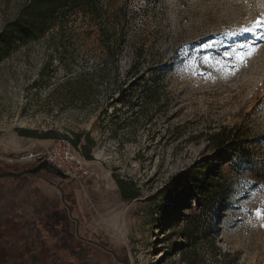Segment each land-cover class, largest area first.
I'll return each mask as SVG.
<instances>
[{
  "label": "rangeland",
  "instance_id": "rangeland-1",
  "mask_svg": "<svg viewBox=\"0 0 264 264\" xmlns=\"http://www.w3.org/2000/svg\"><path fill=\"white\" fill-rule=\"evenodd\" d=\"M23 1L0 0V165L29 168L6 160L80 135L89 170L82 187L53 185L59 178L46 171L18 179L41 180L40 193L53 183L54 200L65 188L73 211L66 250L54 248L57 239L35 219L39 233L23 228L45 243L33 257L45 264H212L214 252L220 264H264V25L256 27L264 0H102L101 23L72 16L21 34L13 20ZM113 40H120L116 50ZM115 51L119 76L110 73L90 99L71 98L65 82L73 76L62 64L89 69ZM136 56L139 71L128 88ZM221 130L238 141L237 152L207 144ZM114 178L135 185L138 198L122 200ZM33 187L19 189L17 202L31 200ZM77 225L78 236L109 252L81 243ZM11 238L16 254L25 244Z\"/></svg>",
  "mask_w": 264,
  "mask_h": 264
},
{
  "label": "trees",
  "instance_id": "trees-1",
  "mask_svg": "<svg viewBox=\"0 0 264 264\" xmlns=\"http://www.w3.org/2000/svg\"><path fill=\"white\" fill-rule=\"evenodd\" d=\"M17 14L14 18V25L17 27L21 34L26 32L27 28L35 26L37 24H43L48 21H63L66 17L89 18L92 21L101 23L105 19V8L102 0H24L23 3L17 8ZM55 41V40H54ZM64 45L61 40H56L55 44ZM115 50L120 46V40H113ZM54 44V45H55ZM58 46V45H56ZM57 53V49L54 50ZM118 51H115V55L106 56V59L100 63L92 66L89 69L75 70L69 63L62 64V70L65 74H71L73 77L66 80L65 85L70 89V97L75 99L87 100L94 97V88L97 84H107L106 78L113 73L115 77L119 76V58L117 56ZM61 54L67 53V48L64 47ZM137 56L133 57L130 62V69L126 73L127 79L131 82L128 88H132L133 82L136 81V72L139 71ZM42 70L46 71L47 66H44ZM78 71V72H77ZM43 75V71H41ZM120 81V80H119ZM118 93H123L122 82H119L117 88ZM119 99L122 100L123 96L120 95ZM114 100V99H113ZM116 100V99H115ZM20 136L34 138L32 132L21 131ZM238 142V141H237ZM236 140L225 136L221 130L216 133H212L208 136L207 144L213 147L214 151L228 149L233 152H237ZM71 145L78 149V145L81 143V136L74 135V140ZM87 143L92 146L93 141L87 138ZM81 153V152H80ZM84 159H88L87 154H82ZM115 184L118 188L120 196L124 201H131L138 198V189L133 184H127L118 178H114ZM48 190V188H47ZM187 197H184L180 202L185 201ZM179 202V203H180ZM188 229V226L186 227ZM189 239V235L186 239ZM215 249V242L212 239L211 251ZM219 253V252H218ZM216 253L213 252V263L220 264L219 260L216 259ZM189 263V258L185 260ZM212 263V264H213Z\"/></svg>",
  "mask_w": 264,
  "mask_h": 264
},
{
  "label": "flooded vegetation",
  "instance_id": "flooded-vegetation-1",
  "mask_svg": "<svg viewBox=\"0 0 264 264\" xmlns=\"http://www.w3.org/2000/svg\"><path fill=\"white\" fill-rule=\"evenodd\" d=\"M34 165L33 167H26L20 171L0 165V195H6L3 198L0 196V212L4 216L0 221V264H45L42 257L38 255L35 258L33 257L34 253L38 254L41 252V247L45 246V243L40 241V243L36 244L32 241L31 237H33V233L28 235L30 233L29 230L27 235L21 233L24 227H30V230H34L32 229L34 219L43 231H46L49 235L57 239L58 243L55 242L53 244L54 248L67 249L65 242L67 231L66 222L68 216L71 217L73 211L68 206L65 188L60 190V195L56 200L52 198L49 190L40 193L37 187L38 191L35 192L36 195L31 200L28 202H17L16 194L19 189H33L35 185L32 181H18V179L24 178L26 174L20 176L15 175L32 170L37 166V164ZM51 223L53 224L52 227ZM36 232L39 233L38 230H34V233ZM5 233H9V238L5 237ZM78 233L79 227L77 225L75 235L78 236ZM14 234L17 236V240L21 239V242L23 241L25 244L24 246L18 244L16 254L10 253L8 245L9 241L13 238H11V235ZM78 238L81 243L85 242L95 249L109 252L107 248L99 244L98 240L94 238L88 239L80 236Z\"/></svg>",
  "mask_w": 264,
  "mask_h": 264
},
{
  "label": "built area",
  "instance_id": "built-area-1",
  "mask_svg": "<svg viewBox=\"0 0 264 264\" xmlns=\"http://www.w3.org/2000/svg\"><path fill=\"white\" fill-rule=\"evenodd\" d=\"M11 165H28L45 162L65 176L67 182H73L82 187V181L89 176L86 161L80 151L74 148L67 139L57 140L52 146L25 151L7 158Z\"/></svg>",
  "mask_w": 264,
  "mask_h": 264
},
{
  "label": "water",
  "instance_id": "water-1",
  "mask_svg": "<svg viewBox=\"0 0 264 264\" xmlns=\"http://www.w3.org/2000/svg\"><path fill=\"white\" fill-rule=\"evenodd\" d=\"M41 171L49 172L52 175L60 178L61 180H65V176L61 172H59L58 170L53 169L51 166H49L45 162H41V163L37 164V166L35 168H33L32 170L24 171V172H22L20 174H16L15 176H20V175H24V174L36 175V174H38Z\"/></svg>",
  "mask_w": 264,
  "mask_h": 264
},
{
  "label": "crops",
  "instance_id": "crops-1",
  "mask_svg": "<svg viewBox=\"0 0 264 264\" xmlns=\"http://www.w3.org/2000/svg\"><path fill=\"white\" fill-rule=\"evenodd\" d=\"M28 167H33V166H35L34 164H31V165H27ZM62 181H64V180H61L60 178L58 179V181H57V183H55V184H53V183H51V184H53V185H59V183L60 182H62ZM33 182V184L36 186V187H38V189L40 190L41 188H42V181L40 180H34V181H32ZM51 184H50V186H51ZM50 186L49 187H47L48 188V190L50 191Z\"/></svg>",
  "mask_w": 264,
  "mask_h": 264
},
{
  "label": "snow or ice",
  "instance_id": "snow-or-ice-1",
  "mask_svg": "<svg viewBox=\"0 0 264 264\" xmlns=\"http://www.w3.org/2000/svg\"><path fill=\"white\" fill-rule=\"evenodd\" d=\"M262 25H264V22L258 21L256 27L260 28ZM245 32L249 31V29H244ZM241 47H244V45H241ZM240 59H243V57H240Z\"/></svg>",
  "mask_w": 264,
  "mask_h": 264
}]
</instances>
